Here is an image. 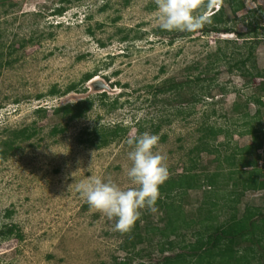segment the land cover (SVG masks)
Listing matches in <instances>:
<instances>
[{"label": "rangeland", "instance_id": "rangeland-1", "mask_svg": "<svg viewBox=\"0 0 264 264\" xmlns=\"http://www.w3.org/2000/svg\"><path fill=\"white\" fill-rule=\"evenodd\" d=\"M203 1L195 0L194 18L199 19L197 6ZM243 1V9L228 15L229 24L247 39L244 52L254 46L252 60L263 68L264 0ZM58 7L64 9L55 14ZM216 7L210 5L202 16ZM157 11L156 0H10L9 6L0 7V140L7 129H36L0 160V264H160L164 256L183 248L186 252L196 239L195 229H182L177 236L159 234L165 219L157 205L155 211L142 210L131 230L122 234L114 230V220L88 206L76 185L101 178L130 187L125 141L133 135L159 137L154 151L166 157L169 177L189 167L202 174L236 170L225 158L242 156L241 149L252 140L244 133L250 124L259 121L255 128L264 130V99L260 106L253 95L259 73L245 78L238 69L229 70L227 60L213 62L215 51H232L224 40L239 45L240 37L225 31L203 33L199 19L197 29L174 34L170 41L169 35L154 32ZM256 25L254 37L251 27ZM207 66V73H200ZM85 73L112 90H93L91 78L81 83ZM198 75L204 79L194 81ZM71 83L77 91L62 94ZM169 83L179 86L157 90ZM52 87L57 94L49 93ZM86 97L93 105L83 117L66 122L52 115L55 106ZM54 124L65 129L53 134ZM114 124L126 131L103 147L79 141L85 131ZM258 136L262 145L255 155L261 168L264 134ZM203 141L211 153L195 149ZM234 178L236 174L205 195L204 185L178 191L168 201L186 218L203 201L217 202L211 214L222 222L233 211V192L241 188L231 185ZM238 196L237 216L253 217L246 206L264 214V190ZM9 226L13 233L5 235L2 231ZM259 262L264 264V258Z\"/></svg>", "mask_w": 264, "mask_h": 264}, {"label": "trees", "instance_id": "trees-1", "mask_svg": "<svg viewBox=\"0 0 264 264\" xmlns=\"http://www.w3.org/2000/svg\"><path fill=\"white\" fill-rule=\"evenodd\" d=\"M63 1L69 2L70 0ZM214 3L217 4V8L203 17L202 14ZM9 4L10 0H0V7L4 5L9 6ZM243 7V0H205L197 6L199 13L198 18L203 23L201 28V32L203 33H218L225 31L234 32L240 37L241 43L239 45L236 44L237 40H224V42L232 45V51L229 54L221 50L215 51L213 54L215 56L213 62L219 60H225L226 62L227 60L228 69H238L245 78L254 76L257 71L261 80L255 87L253 95L257 97L258 103L261 106L263 105L262 99H264V66L263 68H257L255 66V62L252 60L254 58V46H247L244 52V44H246L245 41H247V39L241 32L236 31L233 26L229 24L230 20L228 15L232 14L235 16ZM63 9V7H58L55 9L54 13L60 14ZM259 27V25L251 27L255 34L254 37L257 36L255 31ZM154 32L157 34L169 35L171 41L174 34L180 33L182 35L191 31H165L157 27ZM123 39H125V37ZM240 49H243V51H240ZM2 58L3 52L0 50V62ZM248 63H250L249 66L247 65ZM208 67L209 66H207V69L201 70L200 73H207ZM199 75L194 78V81H202L204 79L200 78ZM91 77H93V74L85 73L80 82H86ZM178 86L179 84L173 85L169 83L166 87L157 88V90L163 92L167 89H176ZM71 91H77L76 84H69L62 94ZM49 93L52 95L57 94L58 90L52 87ZM100 96H105V92L100 93ZM247 102L244 103V117L248 116V112L246 111ZM92 105L93 99L91 97L81 98L73 102L55 106L52 110V115L57 118H63L68 122L83 117L91 109ZM259 112L260 110L257 108L254 115L258 116ZM248 122L249 120L247 124H249ZM256 123L259 126V121ZM257 124H250L248 130L244 132L251 134L252 140L250 144L245 145L241 149L242 156L237 160L236 158L232 159L233 155L229 158H225L227 162L230 159L228 163L236 170L229 169L227 174H223L218 170L202 174L201 172L195 171L194 167H189L174 176H169L167 180L160 185V195L155 205L163 210L165 223L161 229H157V232L166 236H177L180 230L193 228L195 229L194 235L196 236L195 241L190 244L186 252L185 248H183V251H177L171 256H164L163 262L160 264H260L259 260L264 258V244L261 241L262 238H264V214L258 215L259 212L257 208L246 206V209L253 217L248 218L242 213H240V216H237V209L235 207V204L240 198L239 196L236 197L238 194L242 195V193L247 190H264V164L261 168L258 167L257 162L259 160V155H255L256 150L262 145V139L259 138L258 135H263L264 130L263 126L262 129L255 128ZM64 129L65 126L59 127L57 124H54L51 133L56 134L62 132ZM125 131L126 128L119 124H114L109 127H94L90 131L81 133L85 134V137L81 136L79 141L87 145L103 147L112 140L122 136ZM6 132V137L0 140V160L4 159L12 150L17 148L16 143L27 141L33 137L36 133V129L32 128L30 125H25L20 128L7 129ZM207 145V142L203 141L200 147L196 146L195 149L211 153L212 150H210ZM252 154L254 156L250 158L249 156ZM246 168H249V170H244ZM233 174H236L238 181L236 180L237 178H234L235 181L232 180L231 185L234 187L240 186L241 188L239 192H233L234 198L230 200L235 203L230 206L233 211L229 214L228 218L222 222L217 221V214H211V206L216 205L217 202L212 203L203 201L194 208V216L186 218L181 214L180 210L173 206L172 202L168 201L174 196V193L178 191L185 192L187 190H197L204 185L207 187V190L204 192L205 195V193L210 192L211 188L215 190L216 187L219 188L226 185ZM2 232L5 235H10L13 233V227L9 226ZM136 235L138 238L137 242H139L140 236L138 233ZM135 242L136 241H132V245H134ZM171 243L172 242L169 241L170 246ZM256 245L259 246L257 247ZM122 247L127 248L128 245L125 244ZM160 250L164 252L165 248L161 247Z\"/></svg>", "mask_w": 264, "mask_h": 264}, {"label": "clouds", "instance_id": "clouds-1", "mask_svg": "<svg viewBox=\"0 0 264 264\" xmlns=\"http://www.w3.org/2000/svg\"><path fill=\"white\" fill-rule=\"evenodd\" d=\"M156 4L157 26L160 29L193 31L200 26L199 19L194 18L192 12L195 0H156ZM158 141L157 135L147 132L126 139L129 147L127 158L130 161L126 176L130 187L122 188L101 178L76 185V192L91 209L115 221V231L127 233L140 218L142 210L155 211L159 187L168 178L164 163L166 157L154 151Z\"/></svg>", "mask_w": 264, "mask_h": 264}, {"label": "water", "instance_id": "water-1", "mask_svg": "<svg viewBox=\"0 0 264 264\" xmlns=\"http://www.w3.org/2000/svg\"><path fill=\"white\" fill-rule=\"evenodd\" d=\"M89 84L93 90H112L103 80L97 77L91 78Z\"/></svg>", "mask_w": 264, "mask_h": 264}]
</instances>
